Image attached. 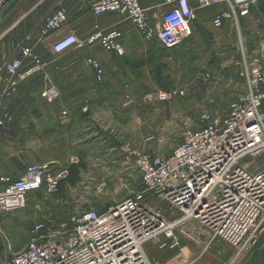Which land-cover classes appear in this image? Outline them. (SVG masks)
<instances>
[{"label": "built area", "instance_id": "built-area-1", "mask_svg": "<svg viewBox=\"0 0 264 264\" xmlns=\"http://www.w3.org/2000/svg\"><path fill=\"white\" fill-rule=\"evenodd\" d=\"M144 1L98 0L91 7V14L96 18L120 16L144 40L155 41L163 50L172 51L192 36L193 23L201 12L225 8L227 11L214 15L212 27L221 28L229 21L240 31L242 21L250 15L257 0H158L151 5H145ZM6 2L0 0V22ZM69 22L66 9L58 8L45 18L37 42L55 35ZM122 39L121 30L96 31L86 42L68 32L56 38L51 50L54 55H60L83 49L86 44H97L104 52L122 56ZM261 52L264 57V48ZM25 58L33 66L21 72ZM88 62L96 72V80L101 82L100 65L92 60ZM41 67L44 63L33 47L24 48L21 57L5 64L8 77L0 96V140L12 120L3 112V101L17 92L21 80ZM240 75L245 80L246 91L229 104L225 114L202 113L198 127L186 129L168 157L143 152L130 154L146 195L170 205L179 214L178 219L167 221L163 213H156L145 204L144 194L137 195L102 211L88 209L56 223L37 222L29 231L25 248L2 264H160L147 256L145 245L165 237L170 248L177 246L180 228L187 218H202L216 229L219 225L228 227L229 221L237 218L239 231L233 239H243L246 223L255 225L261 214L264 222V167L252 170L254 159H264V94L261 92L264 69L243 62ZM57 95L52 86L42 93L49 102ZM183 95L181 90L160 91L157 98L169 102ZM65 174V171L55 173L49 163L28 166L19 179L0 188V215L24 208L30 194L58 193ZM218 197L219 201L215 199ZM181 211L185 219H181ZM167 246L163 243L161 247Z\"/></svg>", "mask_w": 264, "mask_h": 264}, {"label": "crops", "instance_id": "crops-1", "mask_svg": "<svg viewBox=\"0 0 264 264\" xmlns=\"http://www.w3.org/2000/svg\"><path fill=\"white\" fill-rule=\"evenodd\" d=\"M96 1L7 0L5 3L0 22V96L8 77L4 66L11 59L21 57L24 48L33 47L44 67L21 80L17 92L3 101V112L12 120L0 140V188L19 179L28 166L43 163L51 164L54 171H65V179L74 176L113 178L131 171L129 166L132 167L133 161L127 147L130 143L121 131L124 123L119 113H131L134 107L122 103L130 95L123 94L125 98L119 99L115 89H132L134 82L148 80V61L159 45L140 39L129 22L120 16L93 17L91 7ZM156 2L158 0L144 1L145 5ZM263 6L264 0L256 1L250 15L242 21L245 28L259 26L257 14L260 7L264 16ZM60 7L67 11L68 26L37 42L45 18ZM112 30L123 32V56L104 52L97 44H86L83 49L60 55L52 53L56 38L68 32L86 42L96 31ZM254 52L250 63H259L264 68V58L259 59L258 52ZM89 60L100 65L101 82L96 80ZM32 66L30 59H23L21 72ZM51 86L58 94L53 102L42 97ZM261 92L264 94V86ZM123 201L113 200L112 204ZM83 203L87 201H81L78 208L83 205L85 210L102 211L111 205L99 201ZM27 210L0 215V264L25 248L32 227L26 243L20 242L19 233L26 220L37 215L32 209Z\"/></svg>", "mask_w": 264, "mask_h": 264}, {"label": "rangeland", "instance_id": "rangeland-1", "mask_svg": "<svg viewBox=\"0 0 264 264\" xmlns=\"http://www.w3.org/2000/svg\"><path fill=\"white\" fill-rule=\"evenodd\" d=\"M258 10L259 26L252 29L249 25L247 28L241 25L240 31L229 21L221 28L212 27L214 15L227 11L225 8L216 7L201 12L193 23L192 36L182 47L172 51L157 47L155 55H151L148 61V80L134 82L132 89L114 87L119 99L130 95L122 103L134 107L131 113H119L125 128L121 131L130 143L127 146L130 154L143 152L168 157L180 143L183 132L198 127L202 113L223 115L229 104L246 91L245 80L240 75L242 63L252 64L254 51L258 52L259 59L264 58L261 52L264 48V16L260 7ZM170 90H181L184 95L169 102L158 100V92ZM263 160L246 161L253 162L255 167L252 170L255 171L264 167ZM130 164L131 171L120 177L74 176L68 180L64 177L59 183L58 193L52 196L38 192L30 194L25 207L20 210L32 209L37 215L28 218L22 226L20 242L26 243L29 229L37 222L56 223L85 210L83 205L78 208L81 201H87L83 203L85 205L89 201L107 205L113 200L121 201L144 194L145 204L156 213H163L167 221L178 219L179 214L170 205L161 203L151 194L146 195L133 162ZM215 199L220 200L219 197ZM180 214L181 219L185 217L184 212ZM262 216L259 215L255 225L246 223L245 239L240 240L233 239V236H238L237 218L229 221L228 227L219 225L218 229L202 218H187L180 228L177 246L170 248L169 240L161 237L157 242L147 243L144 251L160 264H264ZM163 243L168 246L161 247Z\"/></svg>", "mask_w": 264, "mask_h": 264}, {"label": "bare ground", "instance_id": "bare-ground-1", "mask_svg": "<svg viewBox=\"0 0 264 264\" xmlns=\"http://www.w3.org/2000/svg\"><path fill=\"white\" fill-rule=\"evenodd\" d=\"M239 231V230H238Z\"/></svg>", "mask_w": 264, "mask_h": 264}]
</instances>
